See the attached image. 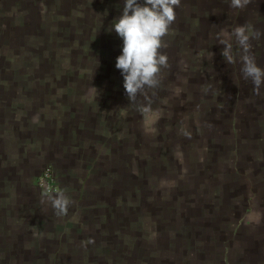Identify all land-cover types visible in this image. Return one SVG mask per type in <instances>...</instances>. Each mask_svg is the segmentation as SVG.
<instances>
[{
    "label": "rangeland",
    "instance_id": "374dc122",
    "mask_svg": "<svg viewBox=\"0 0 264 264\" xmlns=\"http://www.w3.org/2000/svg\"><path fill=\"white\" fill-rule=\"evenodd\" d=\"M16 1L0 0V167L11 168V188L21 184L49 207L43 193L64 188H72V204L83 193L82 204L89 205L87 213L70 216L74 233H46L47 240L41 237L47 253L28 264H216L214 249L202 250L200 245H214L222 233L231 231L230 210L224 211L232 197L221 201L225 183L231 180L222 172L225 159L220 167L217 161L211 164L213 176L203 173L207 162H212L204 156L206 147L200 150L205 145L184 144L183 132L173 131L181 126H163L172 116L171 107L165 110L163 100L155 106L151 103L147 112L141 108L148 104L139 110L133 107L135 102L131 105L124 80H118L121 71L115 67L120 54L104 62V52L110 50L105 45V50L93 52L92 57L86 54L89 59L82 56L84 52L79 55L76 39H71L69 47V41L58 39L70 37L72 30L58 27L55 14L43 11L53 0H22L23 4L12 8ZM24 5L34 10L20 8ZM63 10L67 12L68 6ZM95 37L103 35L97 32ZM110 83L123 88L109 95L114 100L111 106L98 110L89 106L100 93L94 87ZM186 96L183 91L174 96L179 107ZM198 102L201 95L194 94L192 104ZM81 113L86 141L95 144L96 151L72 161L69 152L79 145L64 144L58 131L72 114ZM179 114L174 119L179 120ZM195 134L191 137H198V130ZM46 166L55 175L52 192L38 182ZM85 183L92 185L85 187ZM235 192L243 193V186ZM73 211L79 214L77 209L68 213ZM62 219L50 213L49 228L61 229ZM89 239L95 242L85 245ZM40 247L37 242L36 248Z\"/></svg>",
    "mask_w": 264,
    "mask_h": 264
},
{
    "label": "crops",
    "instance_id": "0c3cea01",
    "mask_svg": "<svg viewBox=\"0 0 264 264\" xmlns=\"http://www.w3.org/2000/svg\"><path fill=\"white\" fill-rule=\"evenodd\" d=\"M17 1L11 4L12 8L24 3L22 0ZM78 1L79 3L77 0H53L49 5L46 4L48 8L44 7L43 11H52L55 14L53 16L52 13V16L57 18L58 27L65 26L66 31L72 30L70 37L64 34L66 39H58L69 41L68 47L72 45L71 39H76L75 45L79 46L76 52L79 55L84 52V57H92L93 52L105 50V45L110 50L104 52V62L111 61L113 55H121L123 40L112 25L122 15L125 0ZM138 2L143 3V0ZM50 6H54L53 9ZM67 6L68 11L65 12L63 9ZM25 7L30 11L34 10L32 5L20 6ZM175 13L176 20L163 38L166 46L160 50L168 56L169 67L161 70L159 86L146 89L145 94L138 95L135 104L131 102V105L134 104L135 110H139L143 104H148V99L144 98L146 95L152 106L163 100L165 110L171 107L172 116L166 118L163 126H181L179 130L173 131L178 135L180 132L184 136L186 132L190 134V137H184V144L205 145L200 150L206 147L204 156L206 160L212 159V162L209 164L206 161L203 173L214 175L213 168L209 170L214 161H217L219 167L222 159H225L224 164L227 163V166L223 165L221 168L231 179L224 186V190H229L230 193L224 191V196L219 199L222 201L227 196L232 197L233 201L224 211L226 214L230 210L231 231L222 233V239L214 245L201 243L202 250L214 249L211 253L215 256L216 264H264V86L261 87L260 94L256 95L251 80L243 78L238 58L240 50L232 35L233 29L238 25H251L264 32V0H252L244 9L230 7V0H181ZM97 32L102 33L103 37H95ZM218 38L233 43L234 53L237 54L235 64L225 62L221 55L224 46L219 44ZM251 45L257 64L264 68V36L252 39ZM93 47L94 50L91 51ZM122 79L121 74L118 80ZM94 88L100 90V93L88 105L97 110L98 107L108 109L114 101H111L109 95L116 92V88L123 90L121 86H112V83ZM182 91L187 96L179 107L180 103L176 102L174 96ZM194 94L201 95V102L196 105L192 104ZM141 97L144 98L143 101L140 100ZM162 97L168 99L167 102ZM178 112L181 115L179 120L174 119ZM108 116L112 115H106ZM124 116H128L127 111ZM84 118L83 113L74 116L72 114L70 119L67 118L68 126L65 125L62 131H58L64 144L76 142L79 145L74 152H69L68 158L72 161H79L78 159L88 157L96 151V145L86 141L88 138L84 134ZM197 130L198 137L192 138L191 134L196 136ZM87 149L90 152L85 156ZM81 162L83 165L85 160ZM77 164L80 165L79 162ZM102 167L105 170L104 164ZM87 185L92 184H83L85 187ZM12 186L11 188V168L0 167V264H28L35 257L38 261L42 260L47 253V244L41 243V237L47 240L46 233H74V223H70V216L85 214L89 210L86 202L82 204V193L74 200L76 205L71 204L68 209V212L77 209L79 214L73 211L61 216L62 228L54 230L49 228L48 221L50 213L56 215L55 210L29 195L23 185ZM76 186L82 187L79 184ZM239 186H243L244 194L235 192ZM11 189L19 195L12 193ZM71 189L64 188L63 191L70 197L73 193ZM103 211L105 212V205ZM104 222L103 214V225ZM37 242L41 245L40 248H36ZM58 249L60 250L59 247ZM45 264H48L47 261Z\"/></svg>",
    "mask_w": 264,
    "mask_h": 264
},
{
    "label": "clouds",
    "instance_id": "9594fccd",
    "mask_svg": "<svg viewBox=\"0 0 264 264\" xmlns=\"http://www.w3.org/2000/svg\"><path fill=\"white\" fill-rule=\"evenodd\" d=\"M252 0H230V7L236 9L246 8ZM181 5V0H125L122 15L112 25L116 34L122 38V53L116 58L115 67L121 71L123 76V87L129 102H135L137 96L145 94L146 89L159 86V74L163 68L169 67L168 56L160 50L166 45L163 38L168 34L170 26L176 20L175 8ZM239 47V62L243 78L251 80L254 93L260 94L264 86V68L260 67L255 55L251 51V40L260 39L264 32L253 28L251 25H238L233 29ZM223 45L221 55L228 64L237 62V54L234 53L233 43L227 39H219ZM148 106H142V111L150 110V99ZM190 137L189 133H185ZM50 202L57 216H65L72 204V200L64 191L57 193H43ZM95 241L89 239L85 245L93 244Z\"/></svg>",
    "mask_w": 264,
    "mask_h": 264
},
{
    "label": "built area",
    "instance_id": "2783aa9c",
    "mask_svg": "<svg viewBox=\"0 0 264 264\" xmlns=\"http://www.w3.org/2000/svg\"><path fill=\"white\" fill-rule=\"evenodd\" d=\"M54 172L51 166H46L43 169V173L39 178V185L42 189H46L48 191L55 190V185H54Z\"/></svg>",
    "mask_w": 264,
    "mask_h": 264
}]
</instances>
